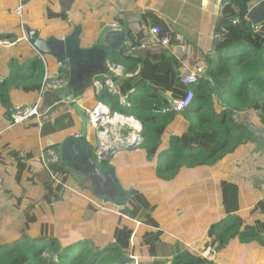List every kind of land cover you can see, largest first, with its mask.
Returning <instances> with one entry per match:
<instances>
[{
	"label": "crops",
	"instance_id": "0c3cea01",
	"mask_svg": "<svg viewBox=\"0 0 264 264\" xmlns=\"http://www.w3.org/2000/svg\"><path fill=\"white\" fill-rule=\"evenodd\" d=\"M229 2L230 0H23L26 27L32 35L38 33V39L45 51L42 52L31 41V36L30 42L20 39L21 19L14 11L20 0H0V41L10 42L9 45L0 42V78L8 75L13 62L27 66L35 56L42 57L44 75H48L41 94L24 91L21 87L10 90L11 103L15 108L38 102L43 110L40 120L29 118L9 128L12 109L0 102V203L3 207H8L13 198L17 201L20 197L9 195L10 188L16 184L20 193L17 158L20 159V155L23 158L32 156L26 163L31 168V173L39 176L37 185L32 189L42 193L44 186L41 178L45 177V181H49V177L40 168L41 151L57 148L61 165L66 169L62 174L68 185L67 188L58 190L62 192L65 201V208L60 211L65 228L68 229L70 225L74 228L76 224L85 225L89 227L86 238L95 241V244L105 245L112 241L115 224L111 214L119 212L106 211L102 207L113 211H118L120 207L93 192V189H99L100 186L89 175L84 174L85 157L75 146H64V143L72 136L82 135L83 119L75 105L84 113L85 109L93 108L99 103L107 105L104 97L106 90L108 93L120 95L121 101L128 102L127 96L120 93L119 87L113 81L114 77L125 74V66L117 67L118 64L111 62L109 53L103 63V72L83 77L79 86L71 84L70 64L62 54L63 45H59L58 40L68 37L80 27L81 45L84 48L90 47L97 40L107 44L110 42V35L114 34L120 38V43L123 44L120 53L125 56L142 57L149 49L165 48L182 65H203L208 71V61L217 57L214 40L220 33V26L222 27L220 18L223 8ZM149 13L155 14L177 33L176 42L170 41L167 46L159 42L160 39L151 31L155 20ZM246 18L253 29L257 26L256 29L264 34V0H249ZM121 28L127 29V34L121 36ZM53 38L58 40L51 41ZM140 67L138 65L137 70ZM107 80L113 87L102 85ZM42 83L44 84V76ZM82 83L86 85L82 87ZM68 87L72 93L82 92L78 96H67L64 92H59L60 89L66 90ZM165 95L169 96L170 92ZM68 97L72 99L69 100ZM247 117L253 119L249 114ZM185 127L184 120L170 126L163 136L159 152L169 148L171 134H180ZM87 137L93 145L96 163L103 169L111 165L115 167L116 175L127 195L129 191L143 192L142 188L150 191L147 198L154 204V216L168 234V238L182 240L188 248L208 258L213 264H264V244L247 241L242 237L222 244L217 242L214 233L218 230L214 225L223 224L227 216L221 203L220 184L223 179L238 185L239 209L236 214L242 218L244 226L264 225V125L259 120L254 121L251 140L216 165L183 168L176 175L179 176L173 179L163 178L158 173V166L155 169L148 165L144 172L138 174V184L136 180L125 182L122 172L132 169L135 173L137 158L152 161L153 157H148L144 148H133L131 141L116 142L115 145L122 144V148L110 154L109 164L102 160L101 165L96 151L101 147L103 139L97 137L96 129L90 121ZM111 139L109 137L107 140ZM187 179L193 181L191 190L183 187L188 182ZM180 194L186 200L191 198V201L182 204L179 201ZM109 195L114 199H120L121 196L115 189ZM25 202L30 200L26 199ZM16 204H13L15 209ZM183 209V218H186L188 226L183 223L182 230L177 234H170L172 230L164 222L168 218H173L174 223L180 222L182 218L178 219L177 214ZM55 211L57 212L56 209ZM16 212L8 213L2 208L0 233H10L9 227L5 225L9 223L10 216H16ZM17 215L20 217V213ZM105 223L110 233L102 235L97 231V226H104ZM81 225L77 227L80 228ZM2 226H5L3 231ZM73 239L68 240L75 241ZM219 245L221 246L218 247Z\"/></svg>",
	"mask_w": 264,
	"mask_h": 264
},
{
	"label": "trees",
	"instance_id": "16d2710c",
	"mask_svg": "<svg viewBox=\"0 0 264 264\" xmlns=\"http://www.w3.org/2000/svg\"><path fill=\"white\" fill-rule=\"evenodd\" d=\"M248 8L249 0H230L224 6V35L215 46L217 59L208 61V77H200L189 87L182 84L183 65L165 48L149 49L142 57L110 52L111 62L125 66V74L113 81L120 93L127 96L128 103L106 90V104L111 112L133 116L142 123L141 147L148 157L159 154L163 158L158 166L163 178L173 179L183 168L216 165L251 140L255 120L264 125V34L252 28L246 18ZM149 16L155 20L154 27L160 28L158 39L168 36L171 42H176L177 33L166 22L153 13ZM235 19L239 21L235 23ZM43 76L39 57L35 56L27 66L13 62L8 75L0 78V101L8 102L5 106L13 111L10 90L21 87L41 94L45 86ZM189 90L194 92L192 103L182 111H168L172 101L184 99ZM166 92L170 95H165ZM247 114L253 119H248ZM179 120H184L185 129L180 134H171L169 148L159 152L163 136ZM52 149L58 153L57 148ZM30 158L31 155L17 158L20 169L17 178L20 180L26 174L31 176L29 183L35 185L38 182L26 163ZM53 167L57 177L66 171L60 164ZM220 188L227 216L222 225H214L218 228L214 231L217 242L227 244L242 237L264 244V225L244 226L236 214L238 185L223 179ZM16 203L17 210H22L20 216L24 217L26 228L11 240L4 233L7 239H0V264H127L133 261L132 255L141 256L142 262L149 264H213L182 240L168 238L154 216V204L141 191L130 197L119 214H111L115 224L113 239L105 245L95 244L89 238L61 241L43 217L29 212L40 201L22 209L21 195ZM135 220L141 223L138 228ZM47 255H56L58 260H49Z\"/></svg>",
	"mask_w": 264,
	"mask_h": 264
},
{
	"label": "rangeland",
	"instance_id": "374dc122",
	"mask_svg": "<svg viewBox=\"0 0 264 264\" xmlns=\"http://www.w3.org/2000/svg\"><path fill=\"white\" fill-rule=\"evenodd\" d=\"M256 27H255L254 30L258 31L259 29H256ZM4 41H6V40H2L0 42L2 44H4L3 43ZM216 59H217V57H215L214 60H216ZM204 76H206V75H204ZM207 77H208V74H207ZM17 95H18V93H17ZM10 99H11V96H10ZM1 103L4 104L3 102H1ZM7 104H9V103L6 102V104H4V105H7ZM112 113H116V112H112ZM118 113H121V112H118ZM124 115H126V114H124ZM138 121L139 120H135L134 122H132V124L137 126L138 125ZM126 122H130V123L128 124ZM124 123H125L123 125L124 129L121 130V132H120V134H122V136H126L127 137V139H124V140H126V141L128 140L129 141V139H132V137H138L136 134H132L131 133L132 131L136 132V129L133 128L134 125L132 126V124H131V120H124ZM94 128H95V126H94ZM124 130L127 131V132L123 133ZM96 133H97V137L99 138V132H98L97 129H96ZM127 134H130V135L127 136ZM109 135H111V134L109 133ZM142 140H143V138H142ZM130 141L132 142V147L133 148H140L141 147V142L140 141H135V140L134 141L130 140ZM116 142H117L116 139L106 140V144L109 145L108 148H113L115 146ZM49 152H52L56 156L57 160L53 161L52 160V156L50 155ZM105 152L106 151L102 152V154L105 153ZM40 158H41L40 162H39L40 165H41L40 168L42 169V171L46 172L47 176L49 177V181H45L46 180L45 177L41 178V183L44 186L42 193L38 192L39 193L38 194L35 190L32 189L34 184H30L29 182H31V181L28 180V179L31 178V176H27L25 174L23 177L20 178V193L17 191L18 184H16L15 186L10 188L11 190L9 191V195H15L16 198H18L19 196L21 197V195H22V203H21L22 204V209L23 208L25 209L24 205H27L28 203H35L36 201L38 203L40 201L41 203L37 204V208L35 210H33L34 207H31L29 212L30 213H35L36 212L38 217H43L48 222L47 225H49L51 227L54 235L56 237H58L59 240L65 241V242H70V240H68V239L69 238H74L73 240H75V242H77L78 240L86 238L88 236L89 227H87L85 225H81V224H76V226L74 228H71V225H70V227L68 229H66L65 228V223L63 222L64 218L61 215L62 212H60V211L65 208V201H64L62 192L58 191V186H60L61 188H67L68 185H66L65 176H63V174H61L60 177H57L54 174L55 170H54L53 166L54 165H58V164L61 165L58 153H56L53 149H50V150L43 149L41 151ZM97 159H99L98 156H97ZM103 160H104V162L105 161L110 162L109 159H107V158L106 159L104 158ZM162 160H163V158H161L159 154L154 156L151 162H149L147 160L144 161V159L137 158L136 159V166L137 167L135 168V173H133L132 169H126L124 172H122V177L124 178L125 182H127L129 180H132V181L136 180L137 184H138V182H139L138 174L141 173V172H144L146 170V167L148 168V165H150V166H152V167H154L156 169V167L161 164ZM146 161H147L148 164H146ZM100 164L103 165V161L102 160H101ZM32 175H33V173H32ZM177 177H175V178H177ZM35 178L37 180V178L39 179V176H35ZM187 181H188V179H187ZM192 183H193V181H188L187 183H185L183 185L184 189L185 190H191ZM35 185H37V184H35ZM22 190H25V193L22 194ZM141 190L145 193L146 197H148V195L150 194V191H148V190L146 191V189H144V188H142ZM193 192H194V190H193ZM134 193L135 192H132V194L129 195L128 200L130 199L131 196L134 195ZM39 195H40V197H39ZM1 196H2V194L0 192V197ZM38 198L40 200H38ZM26 199H29L30 202H25ZM128 200H127V203H128ZM179 201L182 204H186V203L191 201V198L189 200H186V198L182 194H180L179 195ZM15 202H16V200L13 198L12 202L9 203L10 205L8 207H3V204L0 203V212H2V208H3L8 213H11L13 211H14V213L16 211H18V213H20L22 210H17V209H15L13 207V204ZM66 202H67V200H66ZM127 203H126V205H127ZM124 206H120V208H122ZM58 207L60 209H58ZM55 209L57 210L58 213L55 211ZM11 210H13V211H11ZM118 212H119V210H118ZM184 212H185V210L183 209L177 214L178 219L182 218V220L180 222H178L179 225H178V223H174L173 218H168L164 222L165 224H167L169 226V228H171L172 231L170 232V234H177V232H179V230H182L183 226L181 224H183V223H184V225L188 226L186 218H183ZM18 213L16 212V216L17 217L15 215L10 216L9 223H7V225H5V226H8L9 229H10V233H9V235H7V238H10V240L13 239V237H15V236L20 235L23 232V230L26 228L24 217L22 215L19 217V215H17ZM57 221H58V223H56ZM135 221H136L137 228H138L141 223H140L139 220H135ZM80 225H81V227L78 228L77 226H80ZM5 226H2V231L4 230ZM108 230L109 229H108L107 223H105L104 226L99 225V224L97 226V231L99 233H102V235L106 234L108 232L110 233V231H108ZM211 230H213V228H211ZM107 236H108V234H107ZM1 238L7 239L6 237H4V232L0 233V239ZM132 251H133V247H132ZM47 256L48 257H46V258H48L49 260H55V261L58 260L56 255H53V256L47 255ZM144 263H147V262H144ZM127 264H130V262L127 263ZM147 264H149V263H147Z\"/></svg>",
	"mask_w": 264,
	"mask_h": 264
},
{
	"label": "water",
	"instance_id": "95a60500",
	"mask_svg": "<svg viewBox=\"0 0 264 264\" xmlns=\"http://www.w3.org/2000/svg\"><path fill=\"white\" fill-rule=\"evenodd\" d=\"M220 21H222V16L220 18ZM81 31L82 30L79 27L68 37H64L61 40L54 38L51 39V41L58 40L59 45H63L64 52L63 50H61V52H63L62 54L66 56V61L70 64L71 84H77L78 86L80 79H82L83 77L103 72V63L106 62L109 53L111 51L120 52L121 46L123 45L120 43L121 40L119 37L111 34L109 43L105 44L100 40H97V42L94 44L92 43L90 47L83 48V46L81 45ZM121 31V36H123L125 33L127 34L128 32V30L125 28H121ZM223 35L224 30L220 26V33L215 37L214 40V48ZM30 36L31 41L34 42L35 46H37L42 52H45L41 46V41L38 39V33L35 32L33 35L30 33ZM210 80L212 81V79ZM84 85L86 84L82 83L81 86L83 87ZM59 92H64L67 96L69 94L78 96L81 94L82 90L72 93L71 89L68 87L66 90L60 89ZM68 98L69 100L72 99L71 97ZM75 108L77 109L78 114L83 119L82 135L70 137L66 140L64 146H75L74 148L79 150L81 155L85 157L84 174L89 175L93 181L99 184V189H93V192L97 196L103 198L104 200L112 201L119 207L126 205L129 195L132 194L133 191H129V195H127L126 191L122 189L121 183L116 175L115 167L113 165L109 166L107 169H103V167L96 163V161L94 160L93 145L88 141L87 137L89 118L78 105H75ZM120 148L121 146L108 148L107 151L103 154L104 158L108 159L111 153ZM63 160L64 156L62 157V161ZM114 189L116 192L118 191L120 193V199H114L109 195V193Z\"/></svg>",
	"mask_w": 264,
	"mask_h": 264
},
{
	"label": "built area",
	"instance_id": "2783aa9c",
	"mask_svg": "<svg viewBox=\"0 0 264 264\" xmlns=\"http://www.w3.org/2000/svg\"><path fill=\"white\" fill-rule=\"evenodd\" d=\"M14 11H15L16 15L21 19V38L20 39H23V40L30 42V32L28 31V29L26 27V22L24 20L23 0H20V3L15 7ZM238 21H239L238 19L234 20L235 23H237ZM151 31L154 35L157 36L160 33V28L158 26H155L152 28ZM159 42L162 43L163 45L167 46L170 44V39L168 36H163ZM3 43L5 45L10 44V42L7 40L4 41ZM117 67L122 68V66H120L119 64L117 65ZM206 71H207V69L203 65H195L192 67L190 65H186V64L183 65L181 68L182 84L189 87L191 84L197 82L200 79V77L204 76L206 74ZM47 81H48V75H47V73H45L44 85H46ZM102 85L104 87L105 86L113 87V84L109 80L105 81ZM193 98H194V92H193V90H189L184 99L173 100L168 111H170V110H175V111L184 110L185 108H187L192 103ZM85 113L89 117L90 122L98 130L99 136L103 139L101 142V147H99L96 151L97 156H98L100 161L103 160V158H104V155H103L104 153L102 154V152L107 151V149H108V146H105L106 140L109 139V137H110L112 139H116L117 142L126 141V140H123V138L126 139L127 137L122 136V134H120L121 130L124 129L123 128V125L125 124L124 120H131V124H132V122L135 121V118L133 116L124 115V114L118 113V112L112 113L110 107H108L104 103H99L93 108L85 109ZM42 114H43V110L40 107V104L38 102L34 105L27 106V107H16L10 113L8 127L11 128L15 124L20 123L22 121H25L29 118H37L38 120H40ZM126 123L129 124L130 122H126ZM133 125L134 124H132V126ZM133 128L136 129V132L132 131V132H134L132 134H136L138 137H132V139H129V141L135 140V141L141 142L142 141V136H141L142 124H141V122L138 121V125L137 126L134 125ZM114 129L117 130L115 133H113ZM109 133L111 135H109ZM121 145L122 144L115 145L114 147L121 146ZM121 148H122V146H121ZM49 153L52 156L53 161L57 160L56 156L52 152H49ZM102 209H104L106 211L118 213V211H113L112 209H108L106 207H102ZM132 257H133V261H131L130 264H147V263L142 262L140 260L139 256L132 255Z\"/></svg>",
	"mask_w": 264,
	"mask_h": 264
},
{
	"label": "bare ground",
	"instance_id": "6f19581e",
	"mask_svg": "<svg viewBox=\"0 0 264 264\" xmlns=\"http://www.w3.org/2000/svg\"><path fill=\"white\" fill-rule=\"evenodd\" d=\"M117 130L116 129H114V132L113 133H115ZM127 139V138H126ZM129 139V138H128ZM123 140H124V138H123Z\"/></svg>",
	"mask_w": 264,
	"mask_h": 264
}]
</instances>
